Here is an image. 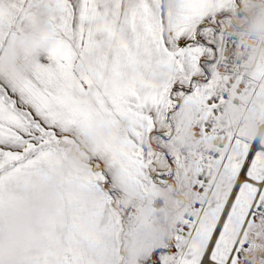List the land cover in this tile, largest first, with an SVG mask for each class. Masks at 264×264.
Returning a JSON list of instances; mask_svg holds the SVG:
<instances>
[{"label":"snow or ice","instance_id":"obj_1","mask_svg":"<svg viewBox=\"0 0 264 264\" xmlns=\"http://www.w3.org/2000/svg\"><path fill=\"white\" fill-rule=\"evenodd\" d=\"M257 0H0V227L54 178L66 192L17 264H264V52ZM86 145L87 163L69 162ZM91 146V147H89Z\"/></svg>","mask_w":264,"mask_h":264},{"label":"clouds","instance_id":"obj_2","mask_svg":"<svg viewBox=\"0 0 264 264\" xmlns=\"http://www.w3.org/2000/svg\"><path fill=\"white\" fill-rule=\"evenodd\" d=\"M248 19L249 30L242 31V38L247 44L243 52L245 63L252 65L257 62L259 54L264 52V0H257L256 6L249 11ZM52 23L47 11L36 17L32 31L15 38L9 50L0 56V65L26 72L31 57L24 55L25 49L29 45L49 44L48 40L41 41V37L52 27ZM248 115L253 121L250 131L264 134V121L260 120L255 111H250ZM88 154L87 150L77 148L70 153L69 162L85 164ZM46 183L49 185L47 191L22 196L19 213L0 227V264H17L53 220L59 218L66 192L54 178H49Z\"/></svg>","mask_w":264,"mask_h":264},{"label":"rangeland","instance_id":"obj_3","mask_svg":"<svg viewBox=\"0 0 264 264\" xmlns=\"http://www.w3.org/2000/svg\"><path fill=\"white\" fill-rule=\"evenodd\" d=\"M77 148L86 150V145H73V146L70 147L69 152L71 153L73 150H75Z\"/></svg>","mask_w":264,"mask_h":264}]
</instances>
